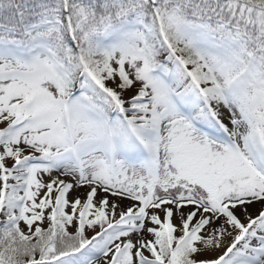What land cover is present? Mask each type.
Returning <instances> with one entry per match:
<instances>
[{
  "label": "snow or ice",
  "instance_id": "obj_1",
  "mask_svg": "<svg viewBox=\"0 0 264 264\" xmlns=\"http://www.w3.org/2000/svg\"><path fill=\"white\" fill-rule=\"evenodd\" d=\"M0 264H264V0H0Z\"/></svg>",
  "mask_w": 264,
  "mask_h": 264
}]
</instances>
